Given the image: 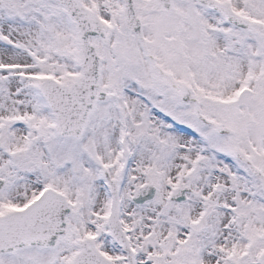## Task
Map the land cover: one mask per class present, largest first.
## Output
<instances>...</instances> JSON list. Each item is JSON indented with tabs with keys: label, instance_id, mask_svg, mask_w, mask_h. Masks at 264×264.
Returning a JSON list of instances; mask_svg holds the SVG:
<instances>
[{
	"label": "snow or ice",
	"instance_id": "1",
	"mask_svg": "<svg viewBox=\"0 0 264 264\" xmlns=\"http://www.w3.org/2000/svg\"><path fill=\"white\" fill-rule=\"evenodd\" d=\"M0 264H264V0H0Z\"/></svg>",
	"mask_w": 264,
	"mask_h": 264
}]
</instances>
